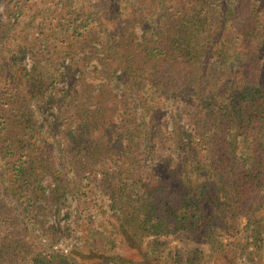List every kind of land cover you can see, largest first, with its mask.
Wrapping results in <instances>:
<instances>
[{
	"label": "trees",
	"instance_id": "obj_1",
	"mask_svg": "<svg viewBox=\"0 0 264 264\" xmlns=\"http://www.w3.org/2000/svg\"><path fill=\"white\" fill-rule=\"evenodd\" d=\"M1 2L0 264H264V0Z\"/></svg>",
	"mask_w": 264,
	"mask_h": 264
},
{
	"label": "rangeland",
	"instance_id": "obj_2",
	"mask_svg": "<svg viewBox=\"0 0 264 264\" xmlns=\"http://www.w3.org/2000/svg\"><path fill=\"white\" fill-rule=\"evenodd\" d=\"M3 11H4V8H3V5H2V2H1V0H0V18L2 17V14H3ZM43 212H45V211H43ZM46 214H47V216L48 217H50V218H52V221L53 220H55V221H57L58 219H55V217H54V213H53V210H48L47 212H45ZM57 214H55V216H56ZM61 223V222H60ZM61 225V224H60ZM53 227H48L47 228V230L48 231H46V233L48 234V235H50V236H52V232H53V230H55V229H58V223H57V225L54 223V225H52ZM121 252H123V250H121Z\"/></svg>",
	"mask_w": 264,
	"mask_h": 264
}]
</instances>
